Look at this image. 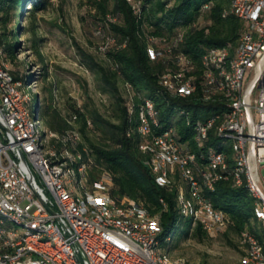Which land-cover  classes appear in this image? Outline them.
I'll use <instances>...</instances> for the list:
<instances>
[{"label":"trees","instance_id":"1","mask_svg":"<svg viewBox=\"0 0 264 264\" xmlns=\"http://www.w3.org/2000/svg\"><path fill=\"white\" fill-rule=\"evenodd\" d=\"M87 1L101 16V24L108 33L106 35L113 41L102 53L105 63H99L92 56L82 54L86 63L85 70L89 69L100 82L105 99L101 100L104 109L101 111L89 102L82 107L71 104L69 113L64 115L52 103L54 94L51 88L47 100H41L37 92L33 94L37 97L34 112L43 116L48 131L62 134L75 130L79 133L80 141L75 150L82 152L84 177L86 176L88 185L96 182L100 175H108L112 179L110 196L117 200L126 198L134 201L150 215L159 217L162 228L160 246H170L168 241L174 227L183 222H187L189 227L184 238L191 230V235L201 241L208 234L199 224L193 226L189 218L180 214L176 202L178 186H159L147 163L150 156L139 150V145L144 141V137L137 134L136 130L139 125V111L147 101L151 102L157 112L158 121V126L150 123L151 134L160 133L173 125L177 127L181 141L192 143V132L186 124L185 113L190 112L192 122L202 120L217 111L219 104H201L191 97L171 98L160 85V79L168 69L174 70L178 67L173 57L180 52L188 58L192 66L191 73L199 80L205 52L212 48H228L230 57L233 56L244 24L230 12L232 0ZM47 4V0H0V13L8 20L15 21L9 42L3 38L4 34H0V45L7 62H14L17 38L20 35L17 31L22 17L26 19L29 15L44 10ZM134 4L138 5L136 13ZM24 13L30 14L23 15ZM34 29L35 24L31 21L29 30ZM169 40L172 41V46L175 44L170 57L163 54L151 59L148 49L165 53V41ZM37 46L38 43L34 40L32 47L39 55ZM12 74L23 85L33 78L31 73L19 76L16 70ZM46 76L47 73L44 72L43 79ZM130 131L132 133L128 136ZM209 145H215L213 138ZM226 156L227 178L218 181L214 191L208 192L207 197L213 207L222 212L223 217H228L226 229L237 234L239 241L242 232L247 231L264 242V229L254 213L255 200L245 185L233 186L234 159L228 149ZM198 158L193 166L202 168L205 161ZM241 246L244 256L245 246Z\"/></svg>","mask_w":264,"mask_h":264},{"label":"bare ground","instance_id":"2","mask_svg":"<svg viewBox=\"0 0 264 264\" xmlns=\"http://www.w3.org/2000/svg\"><path fill=\"white\" fill-rule=\"evenodd\" d=\"M230 12L241 20V16H244L246 12L245 0H232ZM165 42V53L148 49L151 59L163 54L170 57L174 49L171 45L172 41ZM241 50V37L231 57L228 48L207 50L202 57L203 70L199 80L191 73L190 62L180 64L179 61H175L178 65L176 69H168L161 77L160 85L171 98L189 99L191 97L204 103H217L220 107L206 118L194 122L191 121L190 112L185 113L186 124L190 126L192 132V143L181 141L177 127L173 125L160 133L153 134L155 138H164L167 135V141L171 146L186 147L188 156H182L181 162H175L174 170L173 159L169 157L168 150L160 141L148 137V133H151L150 123L158 124L157 112L153 104L147 101L139 111V125L136 130L137 134L144 137L139 150L150 156L147 163L159 186H178L176 202L179 212L189 218L193 226L197 225L201 218L203 200L206 201L210 214L214 217H223L222 212L213 207L207 193L214 191L218 181L227 178L226 149H228L234 159L233 186L245 185L248 193L255 200V217L264 229V195L259 193L258 186L251 184L252 176L247 169V160L242 145V129L233 127L240 120V110L235 106H221L242 103L244 100L245 81L244 76L241 75V65L238 60ZM3 51L0 45V75L6 77L8 88L20 102L24 103L27 131L33 152L37 159L50 162L51 171L55 172L59 185L66 190V197L70 199L73 209L77 210L79 218L92 219L96 222L98 231L117 234L118 237L130 240V243H137V236L142 235V231L160 229L148 243L151 263L186 264L182 258H172L168 252L159 251V236L162 229L158 216L150 215L145 208L134 201L126 198L117 200L110 196L109 191L112 187L110 176L102 174L92 184L95 186L86 183L82 154L78 151L70 153L66 149L68 143H74L79 139V133L75 130H68L57 134L42 126L41 118L32 108L35 86L32 85L31 90L28 86L30 83L23 85L14 78L13 70L9 68ZM131 133V131L128 132V136ZM211 138L215 141V145H209ZM52 141L60 143V149H50ZM198 157L205 161L202 168L193 166ZM108 203L116 207L104 208L102 206ZM13 231L19 240H30L35 237L36 242L45 249L24 247V243H16L12 235ZM240 236L241 244L245 246V255L236 264H264V242L259 241L254 234L247 231L242 232ZM42 263L79 264V260L77 255L63 247L58 239L49 235L47 228L34 225L33 222L27 221L21 215L12 213L5 209L4 205H0V264Z\"/></svg>","mask_w":264,"mask_h":264},{"label":"built area","instance_id":"3","mask_svg":"<svg viewBox=\"0 0 264 264\" xmlns=\"http://www.w3.org/2000/svg\"><path fill=\"white\" fill-rule=\"evenodd\" d=\"M245 5L246 12L241 16L244 24L240 36L242 50L238 56L245 81L244 100L242 103L221 106H235L240 110V120L233 127L242 129V145L247 169L252 176L251 184L258 186L259 193L264 195V0H245ZM137 7L134 4L135 13ZM104 47L105 44L102 50ZM173 61L180 64L190 62L180 52L176 53ZM148 137L160 141L168 150L169 157L173 159V170L175 162H181L182 156H188L186 147L171 146L167 135L155 138L148 133ZM187 173L189 177L188 169ZM0 205L34 225L47 228L49 235L77 255L79 264H86L83 255L90 264H152L148 243L160 229L142 231V235L137 236V243H130V240L117 234L98 231L92 219L79 218L77 210L73 209L70 199L66 197V190L59 185L55 172L51 171L50 162L41 161L34 154L27 131L24 103L11 92L6 77L1 75ZM102 206L116 207L109 203ZM228 223V217L210 214L203 200V212L197 224L207 234L214 235L216 230L226 229ZM12 235L16 243H24V247L45 249L36 242L35 237L19 240L14 231Z\"/></svg>","mask_w":264,"mask_h":264},{"label":"rangeland","instance_id":"4","mask_svg":"<svg viewBox=\"0 0 264 264\" xmlns=\"http://www.w3.org/2000/svg\"><path fill=\"white\" fill-rule=\"evenodd\" d=\"M47 2L44 10L35 12L26 19L22 17L17 31L20 35L17 38L14 62H7L9 68L16 70L19 76L31 73L33 78L27 82L30 83L29 89L32 90L34 85L43 101L49 99V90L52 88V103L64 115L69 113L71 104L82 107L86 102L103 111L101 100L104 97L100 82L94 73L89 69L85 70L86 63L82 55L88 54L97 62L105 63L102 53L113 41L106 35L108 33L101 24V16L87 0ZM26 7L29 8L28 5ZM25 14L30 13L23 15ZM0 17L3 18L0 22V34H4L3 38L9 42L15 21L8 20L3 13H0ZM31 21L35 24L34 31L29 30ZM34 40L38 43L39 55L32 47ZM44 72L47 73L45 79L42 77ZM105 96L111 101L108 94ZM32 100L34 110L37 97L33 96ZM39 117L45 127V119L42 115ZM79 141L80 135L76 142L68 143L66 149L70 153L78 151L75 149ZM59 147L60 143L55 141L49 146L50 149H60ZM78 152L82 154L81 151ZM187 232V222L178 223L169 238L170 246L164 248L161 245L159 251L165 250L172 258H182L186 264H236L243 257L239 237L231 230H216L214 235L208 234L201 241L191 235V230L184 238Z\"/></svg>","mask_w":264,"mask_h":264},{"label":"water","instance_id":"5","mask_svg":"<svg viewBox=\"0 0 264 264\" xmlns=\"http://www.w3.org/2000/svg\"><path fill=\"white\" fill-rule=\"evenodd\" d=\"M83 258H84V261H85V263L86 264H90L89 262H88V259L83 255Z\"/></svg>","mask_w":264,"mask_h":264}]
</instances>
